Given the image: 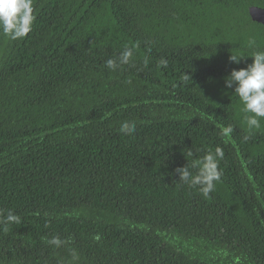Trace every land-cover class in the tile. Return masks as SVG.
<instances>
[{
  "label": "trees",
  "instance_id": "obj_1",
  "mask_svg": "<svg viewBox=\"0 0 264 264\" xmlns=\"http://www.w3.org/2000/svg\"><path fill=\"white\" fill-rule=\"evenodd\" d=\"M250 5L33 0L0 34V264H264V119L224 87L264 50ZM217 148L208 197L178 182Z\"/></svg>",
  "mask_w": 264,
  "mask_h": 264
},
{
  "label": "clouds",
  "instance_id": "obj_2",
  "mask_svg": "<svg viewBox=\"0 0 264 264\" xmlns=\"http://www.w3.org/2000/svg\"><path fill=\"white\" fill-rule=\"evenodd\" d=\"M33 0H0V34L18 40L26 37L31 31L35 21L33 14ZM254 44V42H250ZM134 56V49L126 47L116 58L105 61V66L116 71L122 65L130 63ZM245 56L231 55L230 62L239 64ZM252 62L246 67L232 69L224 77V87L232 89L234 94L243 104L245 118L249 129L259 128L261 119H264V50H257L250 56ZM147 65V61H145ZM136 130L134 121H123L119 131L131 135ZM230 130V129H229ZM247 139V137H245ZM223 151L217 148L215 153L205 156L201 160L202 166H196L195 173L188 164L177 168L178 182L187 184L192 188H199L200 192L208 197L214 190L215 182L220 180L221 172L218 170V159L223 158ZM18 217L9 212L8 221H18ZM51 243L59 245V240L54 238Z\"/></svg>",
  "mask_w": 264,
  "mask_h": 264
},
{
  "label": "water",
  "instance_id": "obj_3",
  "mask_svg": "<svg viewBox=\"0 0 264 264\" xmlns=\"http://www.w3.org/2000/svg\"><path fill=\"white\" fill-rule=\"evenodd\" d=\"M248 11L253 21L264 24V7L258 5H250L248 7Z\"/></svg>",
  "mask_w": 264,
  "mask_h": 264
}]
</instances>
